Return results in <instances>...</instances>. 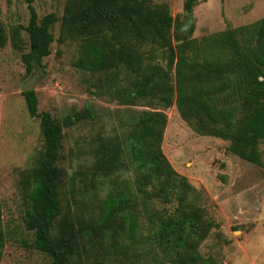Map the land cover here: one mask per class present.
<instances>
[{
	"label": "rangeland",
	"instance_id": "374dc122",
	"mask_svg": "<svg viewBox=\"0 0 264 264\" xmlns=\"http://www.w3.org/2000/svg\"><path fill=\"white\" fill-rule=\"evenodd\" d=\"M69 0H33L39 19L57 16L51 26L54 41L50 55L28 74L22 53L29 52L28 0H0V23L8 35L0 49V195L6 242L0 264H51L50 255L29 246L33 232L25 226L27 185L25 177L35 167L43 147L41 119L28 112L22 85L33 73L39 112L48 111L64 123L69 116L88 111L64 125L60 183L62 213L59 221L73 232L78 243L75 258L80 264H170L175 253L160 241V216L174 213L177 202L138 195L126 210L135 219L133 236L119 229L103 230L98 218L107 197L117 191H135L136 172L125 157L112 176L96 168L97 149L104 141H117L125 148L132 125L144 110L155 109L148 99L127 102V90L135 79L124 69L92 73L77 65L80 39L66 34L62 18ZM185 0H152L153 7L166 6L180 22L193 13L189 38L201 39L216 32L253 23L264 17V0H197L192 12ZM18 31L14 41V31ZM176 30L170 41L176 46ZM18 43L21 48H19ZM152 46L143 48L145 53ZM152 52V51H151ZM160 51L150 56L166 65ZM37 65L41 71L37 70ZM174 78L175 72L172 71ZM118 88V90H116ZM167 123L162 150L172 167L195 187V207L212 227L198 250L206 264H264V166L248 162L228 149L229 141L202 135L182 118L175 104L166 108ZM264 160V141L260 144ZM126 152V151H125ZM127 153V152H126ZM149 187L148 190H151ZM193 195L189 198L192 199ZM131 222L127 221V225ZM58 226V224H56ZM69 226V228L67 227ZM94 229V230H93Z\"/></svg>",
	"mask_w": 264,
	"mask_h": 264
},
{
	"label": "trees",
	"instance_id": "16d2710c",
	"mask_svg": "<svg viewBox=\"0 0 264 264\" xmlns=\"http://www.w3.org/2000/svg\"><path fill=\"white\" fill-rule=\"evenodd\" d=\"M196 1L185 0L184 9L192 12ZM32 2L28 0L30 19L25 27L30 50L22 53L28 74L50 55L54 41L51 26L57 21L54 13L39 19ZM151 2L69 0L62 18L64 33L80 39L77 61L80 68L92 73L116 71L114 74H117L119 69L131 72L135 79L125 93L127 102L148 99L150 105L156 106L153 108L162 109L139 113L125 148L109 139L97 149L96 168L103 175L112 176L120 170L126 156L137 174V192L119 190L114 198L108 196L98 223L103 230L115 228L131 237L136 224L126 210L139 194L146 201L152 198L176 201L178 206L174 213L159 217L160 241L169 243L170 253H175L170 264H206L198 247L208 236L212 224L203 217L201 209L195 207V187L172 167L162 150L167 123L164 110L175 104L195 131L228 140L231 153L264 166L260 149L264 141V17L201 39L176 31L174 46L169 37L174 24L169 9L153 7ZM17 36L15 30L14 41ZM8 38L0 23V49ZM148 45L152 46V52L145 53L143 48ZM155 50L166 59L165 66L151 61ZM22 94L30 115L41 119L43 136L36 165L25 177V226L34 237L29 246L50 255L51 264H80L75 258L76 235L65 228L66 221H59L62 213L59 187L64 175L59 162L64 125L78 121L89 112L76 113L62 123L48 111L39 112L35 89L22 91ZM149 187L152 189L148 190ZM2 215L0 195V262L6 242ZM128 219L131 220L129 225Z\"/></svg>",
	"mask_w": 264,
	"mask_h": 264
},
{
	"label": "water",
	"instance_id": "95a60500",
	"mask_svg": "<svg viewBox=\"0 0 264 264\" xmlns=\"http://www.w3.org/2000/svg\"><path fill=\"white\" fill-rule=\"evenodd\" d=\"M194 20L195 17L193 13H190L188 19L184 22H180L178 19H175L173 24L174 29L177 32L182 33L183 35H189L193 32ZM37 70L41 71L38 65H37ZM39 75L40 74L33 73L30 76V78L27 81H25L24 84L22 85V91L33 90L35 88Z\"/></svg>",
	"mask_w": 264,
	"mask_h": 264
}]
</instances>
